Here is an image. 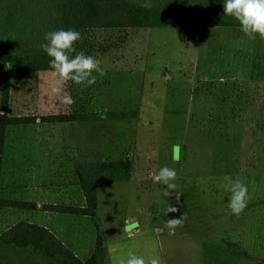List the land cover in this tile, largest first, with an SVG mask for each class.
Returning <instances> with one entry per match:
<instances>
[{
  "label": "rangeland",
  "instance_id": "obj_1",
  "mask_svg": "<svg viewBox=\"0 0 264 264\" xmlns=\"http://www.w3.org/2000/svg\"><path fill=\"white\" fill-rule=\"evenodd\" d=\"M76 31L81 38L71 55L82 51L100 62L103 74L93 73L96 83L69 81L57 95L53 70L10 69V115L90 111L102 119L9 127L7 189L16 186L15 175L26 179L24 172L32 192L43 191L41 185L60 190L76 163L128 158L134 163L131 178L102 187V213L109 221L114 206L118 218H146L145 231H151L145 234L154 237L161 264H264V38L202 23ZM2 85L0 76V103ZM64 94L75 103L63 104ZM109 111L135 117L112 120ZM163 166L177 171V187L168 196L152 177ZM57 172L58 181L42 179ZM229 175L249 189L239 216L227 211L222 183ZM173 207L177 211L170 212ZM7 216L0 234L19 219ZM178 218L182 223L169 228L168 220ZM116 226H109L112 264L129 249H155L141 235L119 240Z\"/></svg>",
  "mask_w": 264,
  "mask_h": 264
},
{
  "label": "trees",
  "instance_id": "obj_2",
  "mask_svg": "<svg viewBox=\"0 0 264 264\" xmlns=\"http://www.w3.org/2000/svg\"><path fill=\"white\" fill-rule=\"evenodd\" d=\"M240 27L223 15L217 0H0V189L8 129L11 126L74 123L101 120L100 112L54 113L42 116L10 115L12 75L52 70L51 59L42 50L44 35L63 29H119L164 26ZM108 119L135 117V112L109 111ZM134 170L131 159L81 162L75 171L86 206H52L54 211L88 216L96 231V246L90 258L80 259L48 228L20 221L0 234V264H110L106 237L99 215L98 186L129 181ZM5 207L34 210L36 203L0 197Z\"/></svg>",
  "mask_w": 264,
  "mask_h": 264
},
{
  "label": "crops",
  "instance_id": "obj_3",
  "mask_svg": "<svg viewBox=\"0 0 264 264\" xmlns=\"http://www.w3.org/2000/svg\"><path fill=\"white\" fill-rule=\"evenodd\" d=\"M174 156H175V151H174ZM5 160L6 159L4 158L3 166H2V181H1L0 197L4 199H10V200H16V201L33 202V203H36L37 208L34 210L18 209V208H11V207L1 208L0 209V220L5 215L7 216V214H9L10 216H13V217H16V216L19 217V219L16 222H14L12 226L20 221H27L30 223L44 226L48 228L50 231H52L80 259H82L83 261L88 260L92 252L95 249L96 238H97V231H96V228L91 218L88 216L76 215L72 213L57 212V211H54L52 208V206L54 205L78 206V207L86 206V199H85L83 190L80 184L78 183V178H77L76 171H75V165L77 163L72 167L70 172L66 174L67 182H65V184L62 185V188L60 190L45 188L43 185H41L43 191L36 189V193H34L32 192L33 190H30L28 187L29 186L28 180L31 179V176L28 177L29 174L28 173L24 174V172L22 173H23V176L26 177V179H23L22 177H20V174L15 175V178L13 181L16 182V186H15L16 188L11 183L12 184L11 190L7 189L6 181H5V178H6L5 177V168H6ZM60 176H62V174H59L58 172L54 174L47 173V174L42 175V179L51 181L52 179L55 178L56 181H58L60 180ZM39 177H41V175H39ZM105 184H110V183H105ZM105 184H100L98 186V199H99V215L101 218L103 231L106 237L107 247H108V244H109L108 241L110 238L109 237L110 235L109 226L110 224H115L117 225L115 235L119 237V240L127 241V239H131V237H134L135 235H141L140 241L144 245L153 246L155 249H152V248H149V246L148 247L146 246V249L141 250L140 254L142 253L146 254V251H147V252H152L151 255H155V252H157L156 250L157 247L153 244L152 239H151L154 237H152V235L150 236L149 233H148L149 235L145 234V232L151 231V230L145 231L146 227L144 225H147V221L143 219H146V218H141L139 214H134L133 216L132 214L126 215L124 214L125 212L123 214L126 215V217L122 216L121 218H118L119 214H117L116 209L114 210V206H113L112 209L110 210V215H111L110 220L108 221L105 219V216L102 213V187ZM22 187L23 189H21ZM5 220L7 221V218H5ZM133 224H134L133 227H129ZM148 224L150 225L149 222ZM127 228L129 229L127 230ZM151 229L155 235H158L157 231H155L157 230V228H153L151 226ZM121 236H124L123 239H121L122 238ZM159 246H161L160 242H159ZM124 251H125V248H124ZM108 252H109V258H110V264H112L109 247H108Z\"/></svg>",
  "mask_w": 264,
  "mask_h": 264
},
{
  "label": "clouds",
  "instance_id": "obj_4",
  "mask_svg": "<svg viewBox=\"0 0 264 264\" xmlns=\"http://www.w3.org/2000/svg\"><path fill=\"white\" fill-rule=\"evenodd\" d=\"M223 3V15L234 18L239 22L240 31L250 38L259 35L264 38V0H221ZM81 38L80 32L74 29H59L44 35L46 43L41 44L42 50L50 57L49 65L53 70L56 87L52 92L61 95L62 88L59 85L69 81L77 85L92 86L96 83L94 72L103 74L100 62L91 55L75 51L74 45ZM61 102L72 105L75 100L70 94H64ZM178 158V157H174ZM155 183L165 186L164 195H169V190L176 189L175 180L177 171L174 168L163 166L157 172L152 173ZM223 190L227 193L228 214L239 216L248 206L249 189L241 179H233L232 176L223 178ZM177 211L171 208L170 212ZM182 221L170 219L167 224L169 228H175ZM118 264H161L157 255H138L136 251L129 249L126 255L118 258Z\"/></svg>",
  "mask_w": 264,
  "mask_h": 264
}]
</instances>
